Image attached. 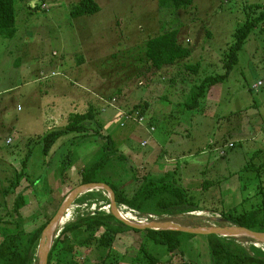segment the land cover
<instances>
[{
  "label": "rangeland",
  "instance_id": "374dc122",
  "mask_svg": "<svg viewBox=\"0 0 264 264\" xmlns=\"http://www.w3.org/2000/svg\"><path fill=\"white\" fill-rule=\"evenodd\" d=\"M21 1L16 37H0V219L12 220L14 199L22 192L26 205L20 215L26 233L54 217L65 197L78 186L79 171L99 159L102 140L94 134L84 141L70 135L45 155L41 139L49 130L65 127L71 114L86 113L90 106L101 111L102 135L112 136L118 151L136 168L137 177L176 172L180 186L196 199L203 194L202 201L196 202L205 208L229 209L244 199H248L244 209L257 206L261 199L254 195L264 178L258 177L260 171L246 166H259L263 158L252 157L256 150L264 149L263 25L240 52L239 65L225 83L208 91L199 109L185 111L182 106L191 84L171 86L170 81L186 74V64L198 62L199 79L224 74L222 60L234 42L235 31L251 15L250 7L264 6V0H195L190 8L179 10L161 9L159 0H95L100 12L79 18L71 16V9L80 0ZM166 30H177L179 42L192 54L179 66L152 76L145 69V46L148 39ZM259 82L263 85L254 88ZM145 103L149 108L143 127L134 122L121 127L117 111L130 112ZM151 121L155 132L149 128ZM225 139L238 145L221 158L212 144ZM145 142L148 145L143 147ZM70 153L71 170L64 181ZM20 172L25 175L7 196L4 190L12 187L10 180L16 182ZM103 177L96 178L102 181ZM130 180L126 191L132 196L137 184ZM218 180L222 189L204 191L205 182ZM214 195L218 202L212 200ZM82 203H73L70 221ZM100 205L107 206L105 202ZM210 215L204 212L201 216ZM170 220L196 226L188 216ZM146 238L145 232L119 235L109 263L131 264L141 257ZM149 250L159 264H184V259L211 264L207 236L185 242L181 248L185 258L153 246ZM105 254L104 248L84 250L81 262L99 264ZM56 261L57 253L52 264Z\"/></svg>",
  "mask_w": 264,
  "mask_h": 264
},
{
  "label": "trees",
  "instance_id": "16d2710c",
  "mask_svg": "<svg viewBox=\"0 0 264 264\" xmlns=\"http://www.w3.org/2000/svg\"><path fill=\"white\" fill-rule=\"evenodd\" d=\"M194 1L159 0V7L161 9L173 10L187 9L194 4ZM20 2L22 1L0 0V37L5 39H14L16 37L18 33L17 6ZM99 12L100 7L95 0H80L78 4L72 7L71 16L73 18H79L82 16H93ZM250 12L251 15L255 16L251 18V15H249L244 25L235 31L234 42L224 53L222 60L224 74L209 75L199 79L197 76H199L201 64L198 62L196 64H186L183 68L186 74H179L171 78V86H176L178 83L180 85L183 83L191 84V89L186 96L185 102L182 104L185 111L199 109L201 101L206 97L208 91L217 85L225 83L231 72L239 65L240 52L243 50L253 32L261 25H263L262 32H264V6L252 5ZM178 35L179 32L177 30H166L148 39L145 46L144 61L146 73H152V76L157 75L170 67L179 66L181 62H185L191 57L192 50L186 48L179 42ZM259 83L261 85H256L257 87L254 86V88L263 85L262 82ZM148 108L147 103L139 104L128 113L133 116L139 113L141 117L145 118ZM100 115L101 111L98 108L90 106L86 113L71 114L65 127L51 129L41 139L43 153L45 155H48L57 143L70 135L84 141L90 134H94L102 140L97 149L99 159L93 164L86 165L79 171L80 178L78 186L88 183H105L112 188L118 208L125 206L138 212L141 216H153L154 218L149 219V221H173L170 219L188 216L196 226H238L264 233V180H260L261 184L258 186L257 192L254 195V197H260L261 199L256 207H250L249 210L244 209L243 206L248 201V199H244L240 205L229 209L221 210L220 207L216 206L205 208L196 202V200L202 201L203 194L196 199L190 193V190L180 186L178 184V182L180 183V179L175 180L176 172H172L163 177H155L153 175L137 177L136 168L126 156L118 151L112 136L102 135L104 124L99 119ZM128 123L126 124L127 126L125 125L126 128L129 127ZM93 124L96 125V128L92 127ZM134 124L142 126L136 121ZM154 124L151 121L149 128H155ZM226 139L229 140L230 138ZM226 139L221 145L219 141L212 144L214 153L219 154L220 149L224 150V155L219 154L221 158L227 157L229 152L234 150L238 145L237 141H228ZM72 145L74 146L75 144L72 142ZM227 145H232V147L225 148ZM252 155L253 159L259 156L263 157L262 162L259 166H255L254 164L247 165L246 169L255 168L260 171L258 177L263 179L264 150H257ZM28 159L29 155L24 161V166ZM70 164L71 153L65 161L64 181H68V171L71 170ZM24 175V172H20L16 174V182L10 180L12 187L4 190L7 196L13 192L11 190H16L15 188L18 187ZM100 175L104 176L102 181H98L96 178ZM27 179L30 180L29 178ZM128 180L137 184V189L132 196H129L126 191L129 185L128 182L126 183ZM213 187L222 189V181L205 182L203 189L204 191H209ZM105 194L107 193L103 191L88 192L76 200V202L83 201V203L74 212L72 220L66 223L61 231H58L59 229L57 230V233H60L53 241L48 264H52L56 253L57 261L55 264H82V251L95 248H104L106 250V254L99 264H111L108 260H110V254L118 236L128 231L135 233L145 232L147 237L141 245V257L134 259L131 264H159V259L149 250L150 246L166 250L168 254L178 252L184 257L181 252L183 244L197 238L195 235L180 232L138 231L129 228L118 221L110 211L106 212L102 210L100 202H105L110 206V198H107ZM95 196L97 198H93ZM82 198L83 200H81ZM90 199H95L92 201L97 202L95 204V211L92 210L91 206L93 202L91 203ZM212 200H217L218 202L216 195L212 197ZM85 201L89 202L86 204V208H80L84 205ZM25 205L24 192L19 193L14 199L12 212L10 213L12 220L5 221L0 219V233L2 236L0 239V264H38L37 250L41 235L52 219L43 224L39 229L31 233H26L24 230L25 221L20 215V211ZM204 212L212 215L210 217L194 215L195 213ZM207 237L211 264H264V250L244 245L245 242L252 243L251 240L222 238L215 235ZM184 261V264H195L186 259Z\"/></svg>",
  "mask_w": 264,
  "mask_h": 264
},
{
  "label": "water",
  "instance_id": "95a60500",
  "mask_svg": "<svg viewBox=\"0 0 264 264\" xmlns=\"http://www.w3.org/2000/svg\"><path fill=\"white\" fill-rule=\"evenodd\" d=\"M94 191H103L107 193L110 198V213H112L114 217L122 224L138 231H173L195 236L215 235L222 238L246 239L251 240L255 243L264 244V233L255 232L244 227L183 226L168 220H153L148 221L147 223H138L130 219H126L119 211L115 199V194L110 186L105 183H88L76 187L68 194V196L63 201L60 209L43 230L37 250L38 264H48L49 254L53 245V238L57 233L62 219L65 217L66 213L71 208L73 203L80 196Z\"/></svg>",
  "mask_w": 264,
  "mask_h": 264
},
{
  "label": "bare ground",
  "instance_id": "6f19581e",
  "mask_svg": "<svg viewBox=\"0 0 264 264\" xmlns=\"http://www.w3.org/2000/svg\"><path fill=\"white\" fill-rule=\"evenodd\" d=\"M94 194V193H93ZM99 197V196H98ZM99 200V199H98ZM94 207V208H93ZM92 207V210L95 211L96 210V206L94 205ZM71 209V208H70ZM70 209L68 210V212L66 213L65 217L62 219L61 223H60V226H59V230L58 231H61L62 227H64V225L66 223H68L70 220H69V216H70ZM77 210V209H76ZM102 210L103 211H106V212H109V207L108 205L107 206H104L102 207ZM119 211L120 213H123V217H125L126 219H130L132 221H135V222H138V223H147L149 221V219H153L154 217L153 216H149V217H144L142 218V216L136 212V211H132L131 209L127 208V207H119ZM196 214V213H195ZM203 213H198L197 216H201ZM138 216V217H137ZM139 218V219H138ZM69 220V221H68ZM248 244H251V245H257V247H260L261 243H244V245H248Z\"/></svg>",
  "mask_w": 264,
  "mask_h": 264
},
{
  "label": "built area",
  "instance_id": "2783aa9c",
  "mask_svg": "<svg viewBox=\"0 0 264 264\" xmlns=\"http://www.w3.org/2000/svg\"><path fill=\"white\" fill-rule=\"evenodd\" d=\"M261 85V83H258V86H260ZM255 87H257V86H255ZM119 112H120V114H121V119H122V122H121V127H125V125L128 123V122H137L138 124H140V125H144L143 123H144V120H145V118L144 117H141L140 115H139V113H136L134 116L133 115H130V113H128V112H122V111H120L119 110ZM139 117V118H138ZM152 130H154L153 128H152ZM8 143H10V140L8 141ZM145 145H148V143L147 142H145V143H143V147H145ZM232 147V145H227L225 148H231ZM219 154L220 155H224V150L223 149H220V151H219ZM109 207V211H110V206H108ZM123 207H125V206H123ZM132 211H134V210H132ZM123 214V213H122ZM246 246H253V245H251V244H248V245H246ZM253 247H255V248H257V249H262V250H264V245H260V247H257V245H254Z\"/></svg>",
  "mask_w": 264,
  "mask_h": 264
},
{
  "label": "crops",
  "instance_id": "0c3cea01",
  "mask_svg": "<svg viewBox=\"0 0 264 264\" xmlns=\"http://www.w3.org/2000/svg\"><path fill=\"white\" fill-rule=\"evenodd\" d=\"M8 140H9V139H8ZM8 140H7V143H8ZM222 143H224V141H220L219 144L221 145ZM262 143H264V141H262ZM259 150H260V149H259ZM262 150H264V149H262ZM256 151H257V150H256ZM256 151H255V152H256ZM256 205H257V204H256Z\"/></svg>",
  "mask_w": 264,
  "mask_h": 264
},
{
  "label": "clouds",
  "instance_id": "9594fccd",
  "mask_svg": "<svg viewBox=\"0 0 264 264\" xmlns=\"http://www.w3.org/2000/svg\"><path fill=\"white\" fill-rule=\"evenodd\" d=\"M252 243H255V242H252ZM262 245H264V244H262ZM255 248V247H254ZM257 249V248H256Z\"/></svg>",
  "mask_w": 264,
  "mask_h": 264
}]
</instances>
